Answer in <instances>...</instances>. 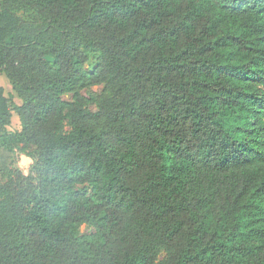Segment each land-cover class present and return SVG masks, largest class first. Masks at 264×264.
Listing matches in <instances>:
<instances>
[{
  "label": "trees",
  "instance_id": "obj_1",
  "mask_svg": "<svg viewBox=\"0 0 264 264\" xmlns=\"http://www.w3.org/2000/svg\"><path fill=\"white\" fill-rule=\"evenodd\" d=\"M0 75V264H264V0H0Z\"/></svg>",
  "mask_w": 264,
  "mask_h": 264
},
{
  "label": "rangeland",
  "instance_id": "obj_2",
  "mask_svg": "<svg viewBox=\"0 0 264 264\" xmlns=\"http://www.w3.org/2000/svg\"><path fill=\"white\" fill-rule=\"evenodd\" d=\"M15 13L23 21H28L33 23H40L41 21L40 14L34 9L17 10L15 11ZM0 89H2L3 95L8 96V92L10 91V86L2 75H0ZM101 90H102V85H94L90 88V92L94 94L99 93ZM84 94L88 96L86 92H84ZM63 98L69 100L70 95H65L63 96ZM14 101L18 102L16 98H14ZM89 109L95 111L97 107L94 103H90ZM8 129L12 131L20 130L19 117L14 110H11V119ZM31 163H32L31 159L26 155L17 151L10 152L4 149L0 145V184L6 181L7 175L10 170L19 169L22 171L24 175H32L30 171Z\"/></svg>",
  "mask_w": 264,
  "mask_h": 264
},
{
  "label": "water",
  "instance_id": "obj_3",
  "mask_svg": "<svg viewBox=\"0 0 264 264\" xmlns=\"http://www.w3.org/2000/svg\"><path fill=\"white\" fill-rule=\"evenodd\" d=\"M44 59L47 60V61H51L52 60V58L50 56H45Z\"/></svg>",
  "mask_w": 264,
  "mask_h": 264
}]
</instances>
